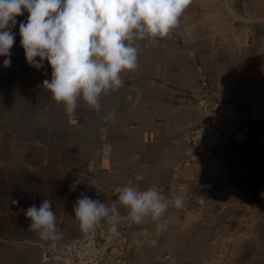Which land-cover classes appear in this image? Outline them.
I'll return each instance as SVG.
<instances>
[{
	"label": "crops",
	"instance_id": "1",
	"mask_svg": "<svg viewBox=\"0 0 264 264\" xmlns=\"http://www.w3.org/2000/svg\"><path fill=\"white\" fill-rule=\"evenodd\" d=\"M27 15L12 28L10 66L0 56V264H55L50 249L84 235L73 214L81 194L111 204L113 187L130 181L157 185L169 208L133 223L124 264H264V0H192L170 34L139 42L138 68L101 96L99 111L80 101L72 115L42 87L47 61L39 70L26 62L19 24ZM200 71L206 91L232 103L245 127L230 141L208 139L173 176L187 128L204 117ZM176 195L183 208L173 206ZM45 199L64 233L58 241L41 240L20 211ZM118 208L121 223L128 210Z\"/></svg>",
	"mask_w": 264,
	"mask_h": 264
},
{
	"label": "clouds",
	"instance_id": "2",
	"mask_svg": "<svg viewBox=\"0 0 264 264\" xmlns=\"http://www.w3.org/2000/svg\"><path fill=\"white\" fill-rule=\"evenodd\" d=\"M192 0H0V56L5 67L11 64L10 49L15 43L16 17L27 12L19 24L20 46L26 62L37 70L44 61L51 78L42 87L51 98L63 104L72 115L82 101L99 111L102 95L123 86L122 73L138 68L140 41L156 42L177 28ZM38 58V59H37ZM130 99V97H129ZM133 160H139V154ZM89 162V170L94 169ZM145 173H137L135 181H143ZM116 200L111 204L81 194L73 214L82 232L93 237L97 227L107 224V231L117 237L120 212L118 204L127 208L132 223L146 218L159 220L169 208L157 185L141 188L130 181L114 186ZM261 195H264L262 193ZM13 204L18 201H12ZM172 204L184 207V197L176 195ZM31 223L29 228L41 240L58 241L64 233L52 202L45 199L21 209ZM163 227V225H162Z\"/></svg>",
	"mask_w": 264,
	"mask_h": 264
},
{
	"label": "built area",
	"instance_id": "3",
	"mask_svg": "<svg viewBox=\"0 0 264 264\" xmlns=\"http://www.w3.org/2000/svg\"><path fill=\"white\" fill-rule=\"evenodd\" d=\"M199 82L205 92L199 99L205 106L204 117L200 123L187 128L184 137L187 148L173 166V176L179 168L198 159L205 150L208 139L230 141L245 127L242 116L232 103L219 101L206 91V76L202 71L199 72ZM121 221L120 235L111 237L108 243L105 239L107 231L102 223L93 237L84 234L70 242L54 245L50 250L56 256L55 264H106V249L114 264H124L127 258V238L133 230V223L128 216Z\"/></svg>",
	"mask_w": 264,
	"mask_h": 264
}]
</instances>
